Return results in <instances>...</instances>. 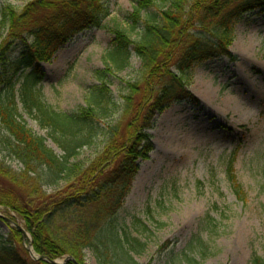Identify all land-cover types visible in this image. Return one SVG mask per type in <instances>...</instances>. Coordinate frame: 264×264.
Returning <instances> with one entry per match:
<instances>
[{
    "label": "trees",
    "instance_id": "1",
    "mask_svg": "<svg viewBox=\"0 0 264 264\" xmlns=\"http://www.w3.org/2000/svg\"><path fill=\"white\" fill-rule=\"evenodd\" d=\"M167 4L166 11L156 14L159 5ZM256 10L264 11V0L137 3L133 22L145 14L138 40L115 30L106 53L117 70L128 66L132 53L141 62V80L129 84L123 97L121 128L120 123H103L109 100L100 89L90 94L86 108L70 113L56 111L36 90L43 76L38 65L98 22L103 14L98 0H34L20 12L10 5L0 8V37L6 32L4 45L14 46L8 52L0 48V92L11 96L0 105V146L6 158L21 165L14 171L0 162V207L24 223L34 253L50 261L69 256L73 261L68 264H84L89 251L98 264H121L115 253L119 249L127 264H138L132 254H141L145 246L120 225L118 212L133 180L135 162L144 153L139 147L148 143L147 131L156 114L182 102L199 104L187 89L194 72L217 58L234 61L228 50L234 25ZM20 77L24 81L21 111L46 131L61 155L23 121L13 100ZM100 137L95 158L78 162L79 152ZM228 171L234 195L245 201L231 164ZM21 239L15 229L5 238L0 236V264H48L29 260ZM249 264H264V259L252 254Z\"/></svg>",
    "mask_w": 264,
    "mask_h": 264
},
{
    "label": "rangeland",
    "instance_id": "2",
    "mask_svg": "<svg viewBox=\"0 0 264 264\" xmlns=\"http://www.w3.org/2000/svg\"><path fill=\"white\" fill-rule=\"evenodd\" d=\"M32 1L0 0V8L10 5L20 12ZM98 1L103 9L98 22L38 65L43 76L36 90L56 111L70 113L86 108L90 94L100 89L109 100L103 123H120L123 128V97L129 84L141 80V62L132 53L128 66L117 70L106 53L115 30L138 40L145 14L136 23L131 15L144 0ZM168 7L159 5L155 12ZM6 38L7 33H2L3 52L14 48L4 45ZM228 50L234 61L217 58L194 72L187 89L199 104L182 102L156 114L147 131L148 143L139 147L144 153L135 162L133 180L118 212L120 225L145 246L141 254H132L138 264H249L252 254L264 259V11L240 18ZM23 82L20 77L13 89L19 109ZM10 100V94L0 92V105ZM20 112L27 128L61 155L46 131ZM101 142L100 137L83 148L77 161L91 162ZM0 162L21 170L20 164L5 157L1 146ZM230 164L245 201L232 191ZM10 229L21 234L29 260L51 264L32 250L24 223L0 207V236L5 238ZM115 253L121 264L128 263L121 250ZM68 258L53 261L68 264L73 261ZM84 264L98 262L86 251Z\"/></svg>",
    "mask_w": 264,
    "mask_h": 264
},
{
    "label": "water",
    "instance_id": "3",
    "mask_svg": "<svg viewBox=\"0 0 264 264\" xmlns=\"http://www.w3.org/2000/svg\"><path fill=\"white\" fill-rule=\"evenodd\" d=\"M17 228L22 233L23 237L25 238L26 237L25 236V233L21 229H19V227H17ZM68 259H70V258H68ZM49 263H51V264H57L55 261H49Z\"/></svg>",
    "mask_w": 264,
    "mask_h": 264
},
{
    "label": "bare ground",
    "instance_id": "4",
    "mask_svg": "<svg viewBox=\"0 0 264 264\" xmlns=\"http://www.w3.org/2000/svg\"><path fill=\"white\" fill-rule=\"evenodd\" d=\"M206 94L210 96V93L208 92V90L206 91Z\"/></svg>",
    "mask_w": 264,
    "mask_h": 264
}]
</instances>
